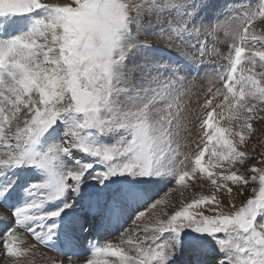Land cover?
<instances>
[{
  "label": "snow or ice",
  "instance_id": "snow-or-ice-1",
  "mask_svg": "<svg viewBox=\"0 0 264 264\" xmlns=\"http://www.w3.org/2000/svg\"><path fill=\"white\" fill-rule=\"evenodd\" d=\"M208 7L0 0V264L74 249L93 224L117 242L79 264H264V0L215 22ZM221 33L226 63L191 108L187 74ZM193 179L210 194L172 187ZM61 254L48 264H77Z\"/></svg>",
  "mask_w": 264,
  "mask_h": 264
},
{
  "label": "rangeland",
  "instance_id": "rangeland-1",
  "mask_svg": "<svg viewBox=\"0 0 264 264\" xmlns=\"http://www.w3.org/2000/svg\"><path fill=\"white\" fill-rule=\"evenodd\" d=\"M220 2V5L224 6V5H229L231 4L234 0H218ZM50 2L53 3H63L65 2V0H50ZM246 3L249 6H252L253 8H255L258 4V0H246ZM246 3L244 5H246ZM254 4V5H253ZM237 7L240 6L239 3H237L236 5ZM221 11V10H220ZM225 14V13H223ZM230 13H227V15ZM226 14L220 16V20L225 19ZM219 37V36H218ZM220 42V41H219ZM159 43V42H158ZM210 45H209V52L210 55L206 58L207 60V65L204 67H200L197 66L196 69H194L193 71H191L190 73H188V79L190 82V85L192 86V92H191V104L190 107L191 108H195L198 109L199 105L203 103L204 100V96H203V92L204 90L210 86V81H209V75H216V69L213 67L214 65H222L225 64L226 61L224 60L223 56L227 55V51H222L221 48H218V42L214 43L210 40L209 41ZM224 44V48H228V43L226 41L221 42ZM215 46L216 52H213V47ZM216 53H220V55H217ZM218 56V57H217ZM207 75V76H206ZM196 113H194L195 115ZM224 123L223 121H221V124ZM256 124H254V127L257 128H262L264 129V123H262L259 127L255 126ZM197 131L198 129L194 128L191 130V134L187 136V142H188V146L191 147V149L193 151L196 150V144L199 142V137L197 136ZM264 138V137H262ZM183 143V142H182ZM253 144H256L257 141L256 139H253L252 141ZM185 148H182L181 151H185ZM207 160V154L205 157V161ZM231 186V185H230ZM173 188L175 187V185L172 186ZM256 187L258 188V183L256 185ZM164 188H166V185H161V190H163ZM249 195H251V189L247 190ZM247 197L242 196L239 197L238 200L236 201L237 206H239L240 204V200H246ZM131 227V221L128 222V224L123 228L124 231H128V229ZM118 236V235H117ZM117 236L113 237L112 239L109 240V242L112 243H116L117 242ZM88 258H91V256H89ZM79 260V258L77 259Z\"/></svg>",
  "mask_w": 264,
  "mask_h": 264
},
{
  "label": "bare ground",
  "instance_id": "bare-ground-1",
  "mask_svg": "<svg viewBox=\"0 0 264 264\" xmlns=\"http://www.w3.org/2000/svg\"><path fill=\"white\" fill-rule=\"evenodd\" d=\"M243 1H242L243 4H245L246 3V0H243ZM248 2H249V0H248ZM208 3H209V7L206 9V11L203 13V15L207 19H211V20H213L215 22V20L217 18L220 19V16L225 15V14L227 16V13H230V10L233 7H237L236 6L237 3L240 4L241 1L240 0H234L231 4L224 5V6L220 5V2L218 0H208ZM245 6H249V5L246 3ZM223 13H225V14H223ZM257 23H259V22H257ZM257 30L258 31H264V29H262V28H258ZM154 31H159V28L154 29ZM224 41H226V38L224 37L223 33H221L219 35V37H217L216 42H218V45L217 46H218V48H221L222 51H226V48H224V44L221 43V42H224ZM209 45H210V43H209ZM208 75H209V78L208 79H209V81H211V79L214 77V75H211V76H210V74H208ZM221 125H223V123ZM260 125L261 124H256L255 126H258L259 127ZM195 183H196V181H195V179H193L191 181H187L186 182V184H187V187L186 188H182L179 185H175L174 188L179 189L180 191H182L184 197H186L189 201H190V199L199 198L202 195H208V194H210V185L208 187H204V188H199V187L193 188V184H195ZM180 191L173 192V193L170 194L171 198L174 201H176L177 203H180L181 202ZM90 228H91V226L88 227V229H90ZM0 231H2V228H0ZM21 236L23 237V239L25 241L30 242V243L33 242L32 241V238H30L24 232H21ZM108 242H109V240L105 241L103 244L108 243ZM42 254H43L44 259H41ZM53 257L54 258H58V259H62V257H60L59 255H56L55 253H53V252H51L49 250H46V249H44L43 247L40 246L37 249V251H36L35 254H33L32 252H29V253L26 254V256L19 257V259L22 260V261L25 260V259H28V260L31 261V264H48V258H53ZM108 259L109 260H115L116 258H114V257H108ZM77 264H79V260H77Z\"/></svg>",
  "mask_w": 264,
  "mask_h": 264
}]
</instances>
